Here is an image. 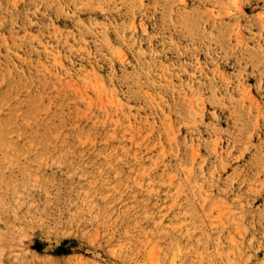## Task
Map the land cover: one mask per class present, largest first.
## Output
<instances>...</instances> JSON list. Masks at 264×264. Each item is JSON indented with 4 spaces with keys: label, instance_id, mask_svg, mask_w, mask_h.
<instances>
[{
    "label": "rangeland",
    "instance_id": "374dc122",
    "mask_svg": "<svg viewBox=\"0 0 264 264\" xmlns=\"http://www.w3.org/2000/svg\"><path fill=\"white\" fill-rule=\"evenodd\" d=\"M0 264H264V0H0Z\"/></svg>",
    "mask_w": 264,
    "mask_h": 264
}]
</instances>
